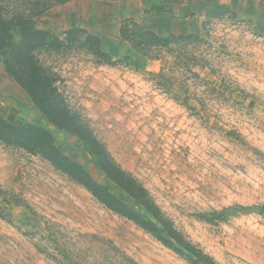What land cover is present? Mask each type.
<instances>
[{
    "label": "rangeland",
    "instance_id": "374dc122",
    "mask_svg": "<svg viewBox=\"0 0 264 264\" xmlns=\"http://www.w3.org/2000/svg\"><path fill=\"white\" fill-rule=\"evenodd\" d=\"M215 1L138 0L135 9L118 0H74L35 19L37 29L62 41L74 29L101 40L115 65L79 46L39 60L103 144L94 150H105L145 190L158 219L109 179L85 141L48 121L0 56V114L47 130L98 185L184 242L159 238L41 157L0 142V264H264V0H233L228 10ZM193 15L205 16L198 31ZM133 23L210 46L191 42L183 51L193 73L159 79L163 64L120 37ZM12 34L19 45L20 31Z\"/></svg>",
    "mask_w": 264,
    "mask_h": 264
},
{
    "label": "trees",
    "instance_id": "16d2710c",
    "mask_svg": "<svg viewBox=\"0 0 264 264\" xmlns=\"http://www.w3.org/2000/svg\"><path fill=\"white\" fill-rule=\"evenodd\" d=\"M74 0H0V56L7 73L28 93L34 105L55 127L69 131L85 141L100 160L102 169L123 191L135 199L145 210L156 219V208L145 190L135 184L119 167H116L107 153L99 154L94 150L101 143L93 134L81 117L73 111L66 98L54 87L58 81L55 74L46 69L39 60L41 53L60 52L76 46L84 49L94 60L103 65L113 66L109 55L103 50L101 40L83 29H74L66 33L65 40L58 39L49 30L36 28L35 19L41 17L54 5L67 4ZM117 1V0H107ZM223 8V7H222ZM228 10L229 8H226ZM132 28L123 27L120 37L136 52L149 60L160 61L163 64L159 79L172 80L178 72H192L188 54L183 48L191 42L206 44L195 36L162 37L153 31H141L138 24H131ZM20 31L21 43H14L13 29ZM170 58L174 62H170ZM194 75V74H193ZM199 77V75H196ZM0 142L21 148L32 155L47 161L55 170L61 172L72 181L83 186L90 194L112 212L142 226L151 225L153 231L170 238L179 246L184 242L181 234L171 226L164 224L160 229L147 217L142 216L117 199L108 189L98 185L87 172L76 162L71 161L59 150L53 136L45 129L33 126H18L8 122L0 114ZM100 147H104L103 144ZM134 185V186H133ZM188 251L189 247L185 246ZM194 256L203 262L205 258L200 254ZM205 264H209L204 262Z\"/></svg>",
    "mask_w": 264,
    "mask_h": 264
},
{
    "label": "crops",
    "instance_id": "0c3cea01",
    "mask_svg": "<svg viewBox=\"0 0 264 264\" xmlns=\"http://www.w3.org/2000/svg\"><path fill=\"white\" fill-rule=\"evenodd\" d=\"M138 0H136V4H135V7H133L131 4H130V2H131V0H118V3H120V4H122V3H127V5H130V8H135V9H138L139 8V5H137V2ZM235 1H233V0H217V1H215L214 3H216V4H218L219 6H222V7H226V8H229L230 9V7L233 9L234 7V5H233V3H234ZM134 9V10H135ZM208 9L206 10V12H205V16L206 17H209V15L207 16V14H208ZM204 16V17H205ZM201 16L200 15H193L192 16V18H197V20H196V22H195V25H196V31H198V24H199V22H198V18H200ZM204 17H201V18H204ZM191 18V17H190ZM141 63H145V62H143V61H141ZM144 65H146V64H144Z\"/></svg>",
    "mask_w": 264,
    "mask_h": 264
}]
</instances>
